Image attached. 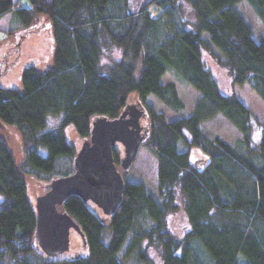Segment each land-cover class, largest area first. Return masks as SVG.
I'll return each mask as SVG.
<instances>
[{"label":"trees","instance_id":"16d2710c","mask_svg":"<svg viewBox=\"0 0 264 264\" xmlns=\"http://www.w3.org/2000/svg\"><path fill=\"white\" fill-rule=\"evenodd\" d=\"M242 1L264 29V0H150L135 10L130 0H0V18L10 13L30 32L44 13L53 36L50 65L25 67L21 90L0 87V264H126L128 258L153 264L150 245L159 246L161 264H264V127L254 142L256 117L237 95L221 91L202 57L209 51L233 84H248L264 104V34L254 37L236 7ZM148 4L161 13L152 17ZM183 4L192 21L183 18ZM113 47L120 59L102 72L101 55ZM168 71L198 92L189 114L175 82L163 81ZM149 94L176 117L167 120L155 110ZM130 102L143 107L141 146L157 161V195L124 180L111 215L95 214L79 196H68L57 208L79 226L85 253L48 259L33 244L31 182L44 191L50 180L73 171L76 150L64 135L66 125L86 139L95 117L114 118ZM217 114L239 132L235 144L203 132L202 123ZM50 115L59 121L46 130ZM6 124L16 127L18 142ZM112 155L119 168L114 148ZM177 191L189 223L179 238L167 227Z\"/></svg>","mask_w":264,"mask_h":264},{"label":"rangeland","instance_id":"374dc122","mask_svg":"<svg viewBox=\"0 0 264 264\" xmlns=\"http://www.w3.org/2000/svg\"><path fill=\"white\" fill-rule=\"evenodd\" d=\"M149 1L150 0H130V8L135 10L139 5ZM22 4L29 5V0H22ZM236 7L251 24L255 38H257L255 35L256 33L264 34V29L259 18L246 1L236 4ZM147 8L149 14L155 17L161 13L160 8L155 4H148ZM181 13L183 18L188 21L194 19V14L187 4L181 6ZM47 19L48 17L44 13L37 14L29 27L31 30L30 32L26 31L28 28H25L20 24L17 17L15 19L12 17L11 21L8 23H6L7 19H2L0 21V87L21 90V73L25 67L34 65L37 69L43 70L51 64L53 45L49 42L51 39L48 40L47 37L48 31L51 28ZM120 56L121 50L117 47H113L111 50H104L100 60L102 72H107L108 67H110L114 61L120 59ZM202 57L206 66L215 76L221 91L237 95L242 102L250 108L256 117V121L253 123L252 137L253 141L257 142L260 137L261 127H264V104L254 91L250 89L248 84H243L241 86L233 84L227 68L219 65L209 51L203 50ZM167 80L175 82L178 95L185 104L183 112L184 114H189L192 111L194 101L198 97V92L195 88L184 82L171 71L166 72L163 76V81ZM146 101L152 105L155 110L163 112L167 120L176 117L174 112L170 109L164 108L152 94L147 96ZM58 121L59 117L57 115H50L47 119L46 130L55 129ZM144 121L145 117L142 116L140 118V124L142 126L144 125ZM5 126L6 130L9 132L11 140L18 142L19 134L16 127L7 124ZM202 130L209 137L212 138L214 136H219L230 144H235L240 136L237 129L221 114H217L212 119L203 122ZM63 131L67 141L74 146L75 150L79 149L84 139L78 135L74 126L68 124L64 127ZM0 134L4 136L3 133L0 132ZM5 140L7 143L11 144V141L8 138L5 137ZM179 148L182 147L179 146ZM114 149L117 151L119 158L123 156L122 145L119 142H116ZM38 150L42 154L46 153L44 147H39ZM194 152L196 156L202 155L198 149ZM122 176L126 181L142 183L148 192L153 196L157 195V161L143 146H140L139 151L129 168L122 171ZM38 185L39 184L33 182H31L30 185V195L33 202L35 201V196L42 191L41 188H38ZM176 201L177 209L173 212H168L167 214V227L175 237L179 238L189 228V223L184 211V199L180 191H177ZM86 204L95 214L104 215L102 210L91 200L86 201ZM137 222H140L143 226H147V223H145L142 218H138ZM130 235L131 233L128 234L123 247L119 252V256L129 240ZM147 251L149 256L153 259V264H161L159 246L150 245L147 247ZM84 253L85 251L82 246L80 235L77 231L71 228L69 233V248L59 256L69 257L75 254ZM125 263L133 264L130 258H128ZM9 264L17 263L9 262Z\"/></svg>","mask_w":264,"mask_h":264},{"label":"water","instance_id":"95a60500","mask_svg":"<svg viewBox=\"0 0 264 264\" xmlns=\"http://www.w3.org/2000/svg\"><path fill=\"white\" fill-rule=\"evenodd\" d=\"M143 114L142 106L130 103L114 118L95 117L89 137L75 152L73 171L53 178L45 190L35 196L33 244L48 259L68 250L71 228L77 231L85 246L77 223L66 211L57 208L68 196L77 195L84 202L91 200L105 215H111L118 208L124 190L122 171L134 161L147 133L140 124ZM116 142L123 150L119 168L112 155Z\"/></svg>","mask_w":264,"mask_h":264},{"label":"crops","instance_id":"0c3cea01","mask_svg":"<svg viewBox=\"0 0 264 264\" xmlns=\"http://www.w3.org/2000/svg\"><path fill=\"white\" fill-rule=\"evenodd\" d=\"M2 19H7V20H6V23H8V22L11 21V19H12V15H11L10 13H7V14H5L2 18H0V21H1ZM39 23H41V22H39ZM48 23H49V22H48ZM47 37H48V40L51 39V41H49V42H50L51 45H53V36H52V33H51V28H50V30L48 31V35H47ZM37 38H38V37H37Z\"/></svg>","mask_w":264,"mask_h":264},{"label":"built area","instance_id":"2783aa9c","mask_svg":"<svg viewBox=\"0 0 264 264\" xmlns=\"http://www.w3.org/2000/svg\"><path fill=\"white\" fill-rule=\"evenodd\" d=\"M149 12V11H148ZM152 17H155V16H153V15H151Z\"/></svg>","mask_w":264,"mask_h":264}]
</instances>
